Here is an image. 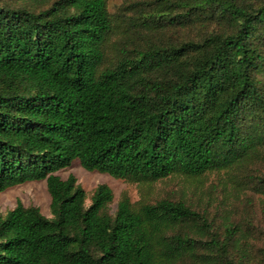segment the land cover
<instances>
[{"label":"trees","instance_id":"trees-1","mask_svg":"<svg viewBox=\"0 0 264 264\" xmlns=\"http://www.w3.org/2000/svg\"><path fill=\"white\" fill-rule=\"evenodd\" d=\"M238 177V206L87 195ZM0 264H264V0H0ZM242 195V196H241ZM255 196H258L255 202Z\"/></svg>","mask_w":264,"mask_h":264},{"label":"rangeland","instance_id":"rangeland-1","mask_svg":"<svg viewBox=\"0 0 264 264\" xmlns=\"http://www.w3.org/2000/svg\"><path fill=\"white\" fill-rule=\"evenodd\" d=\"M120 4L121 0H108L109 12H116ZM56 175L63 180L67 179L69 175H73L87 195L86 205L89 204L90 195L97 185H107L113 193L111 212L115 210L116 204L123 194L129 197L131 203H136L144 197L150 202L161 198L183 199L199 208L202 203L209 201L214 205H217V201H219L223 202L226 207L238 206L234 192V189L240 188L237 183L238 177L223 171L207 173L194 180L172 175L160 181L138 184L113 178L107 174L86 171L78 161H74L70 167L58 171ZM257 198L258 196H255V202H257ZM17 203H21L25 207L35 206L44 216H51L50 197L45 181L29 182L0 192V215H4L8 210L14 208Z\"/></svg>","mask_w":264,"mask_h":264}]
</instances>
